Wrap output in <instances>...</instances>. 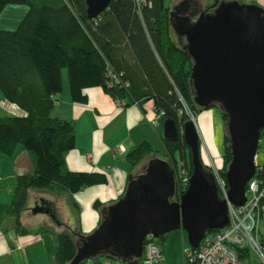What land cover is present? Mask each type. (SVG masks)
Returning <instances> with one entry per match:
<instances>
[{
	"label": "trees",
	"instance_id": "trees-1",
	"mask_svg": "<svg viewBox=\"0 0 264 264\" xmlns=\"http://www.w3.org/2000/svg\"><path fill=\"white\" fill-rule=\"evenodd\" d=\"M218 3L214 0L203 10L211 12ZM7 4L28 6L14 30L0 29V92L5 100L25 112L0 116V159L11 155L16 146L21 145L31 163V170L15 176V188L7 209L14 217L15 229L27 231L20 214L25 209L28 191L38 189L72 196L78 226L74 234L83 238L86 234L80 230V211L73 194L107 183L103 172L72 171L66 166L65 154L75 146V123L50 114L53 96L62 89L63 68L72 101L85 102V89L100 87L123 106L136 104L144 109L146 103H151L155 115L163 112L157 124L171 118L180 126L189 120L187 106L196 117L216 107L226 125L227 116L220 104L198 106L193 99V61L184 49L185 42L178 41L183 35L176 33L174 26L179 24L190 29L194 25L201 11L195 9L192 1H185L172 10L164 0H111L93 19L86 14L85 0H0V13ZM262 137L264 130L260 132ZM161 140L175 172V191L179 198L187 186L183 179H189L192 170L190 148L182 135L175 141L163 137ZM223 141L222 162L217 167L225 179L231 159L227 132ZM151 152V145L143 140L126 153L125 159L135 167ZM175 153H179L178 159ZM199 154L203 168L211 173L202 160L200 143ZM255 168L256 176L264 181V165L255 163ZM135 180L131 175L128 182L131 191ZM100 205L98 200L93 202L96 210ZM33 210L47 213L57 224H62L50 201L36 205ZM103 221H108L106 209L100 214L99 224ZM50 232L55 243L53 264L69 263L76 254L74 238L68 232ZM213 232L207 231L205 237ZM165 235L158 238L163 239ZM155 239L146 236L143 244ZM110 251L111 254L98 256L127 264L139 261L119 252L117 244H113Z\"/></svg>",
	"mask_w": 264,
	"mask_h": 264
},
{
	"label": "water",
	"instance_id": "water-1",
	"mask_svg": "<svg viewBox=\"0 0 264 264\" xmlns=\"http://www.w3.org/2000/svg\"><path fill=\"white\" fill-rule=\"evenodd\" d=\"M110 1L85 0L87 16L98 17ZM174 26L183 35L178 41L185 42L184 49L193 61L195 104L212 107L218 103L227 116L231 159L225 179L230 201L242 206L264 130V10L235 0L219 1L211 12L201 11L190 29ZM162 132L170 141L182 135L190 148L192 170L179 202L169 201L175 190L171 164L152 160L135 177L134 190L128 183L125 195L106 208L107 223L101 222L75 242L76 254L67 264L111 254L113 244L119 252L139 259L144 237L158 238L179 228L186 231L189 246L198 248L207 231L226 226V204L217 196L213 175L203 168L194 124L188 120L178 126L165 118Z\"/></svg>",
	"mask_w": 264,
	"mask_h": 264
},
{
	"label": "crops",
	"instance_id": "crops-1",
	"mask_svg": "<svg viewBox=\"0 0 264 264\" xmlns=\"http://www.w3.org/2000/svg\"><path fill=\"white\" fill-rule=\"evenodd\" d=\"M164 1L166 3V0ZM179 1L175 0L173 6L169 3L166 5L173 10L188 0L178 3ZM190 1L199 12L214 2V0ZM238 2L256 5L264 10V0H239ZM61 79L62 89L60 93L53 96V108L50 114L73 120L75 123V146L65 154L66 166L72 171L103 172L107 176V183L92 185L73 194L80 211V230L88 234L97 228L100 214L104 211L94 209L93 202L98 200L108 206V202L112 203L120 199L127 188L129 176L132 175L135 179L137 174L143 172L145 165L137 169L135 173L131 171L125 155L143 140L148 141L150 145L155 144L157 142L155 128L158 124L150 125V120L155 115L151 103H146L144 109L136 104L123 106L114 101L100 87L86 88L87 100L75 102L70 98L67 76L63 74ZM211 113L209 109L197 115V124L203 141L212 139L213 127L210 121H207L209 117L211 118ZM5 114L23 115L25 112L5 100L0 92V116ZM118 145H121L123 150H115L114 148ZM29 170H31V163L21 145H17L11 155H4L0 159V264H53L54 262V235L50 231L58 232L59 227L51 229L33 224V228L30 229L26 225V214L23 209L20 219L27 231L21 232L14 227V217L7 213L15 188V176ZM28 193L32 192L28 191ZM34 195H37L39 200L36 201L34 197L27 209H30L32 204L50 201L46 199L47 195L43 192L32 194ZM32 216L38 217L37 222H42L46 221L45 216L49 215L33 211ZM66 216L68 219L63 222L69 223L70 227L73 226L76 222V213H70L68 210Z\"/></svg>",
	"mask_w": 264,
	"mask_h": 264
},
{
	"label": "built area",
	"instance_id": "built-area-1",
	"mask_svg": "<svg viewBox=\"0 0 264 264\" xmlns=\"http://www.w3.org/2000/svg\"><path fill=\"white\" fill-rule=\"evenodd\" d=\"M186 113L199 132L196 116L187 106ZM162 114H156L150 124L156 125ZM114 149L123 150L121 145ZM209 165L220 195L225 199L228 222L224 228L205 237L199 248L184 250L183 264H264V181L254 173L246 183V202L236 206L228 200L227 182L220 175L214 159H210ZM104 264L113 263L106 259ZM135 264H165L159 245L153 240L146 241Z\"/></svg>",
	"mask_w": 264,
	"mask_h": 264
},
{
	"label": "rangeland",
	"instance_id": "rangeland-1",
	"mask_svg": "<svg viewBox=\"0 0 264 264\" xmlns=\"http://www.w3.org/2000/svg\"><path fill=\"white\" fill-rule=\"evenodd\" d=\"M182 1L183 0H180L178 3L182 2ZM235 1H239V0H235ZM166 3L167 4L169 3L171 6H173V5H175L174 4L175 0L174 1L172 0V2H171V0H166ZM27 10H28V6L25 4H7L0 13V29H2V30L3 29L4 30H14L17 27L20 20L25 15ZM197 18H198V16L196 17V19ZM61 73H62L61 75L64 74V76H66V69L63 68L61 70ZM209 109L211 110L212 115H211V118L209 117V120H207V121H210V124L213 127V134L211 136L212 139L210 141H206V140L203 141V139H202L203 146H201V156H202V160H203L204 164H206V167L209 170H211L210 165H209L211 158L214 159L216 166L221 165V162H222L221 156H222L223 143H224L223 137H224V133L227 131H226V125L222 120L220 110L216 107H212ZM7 115H13V114H7ZM196 119H197V117H196ZM155 129L157 130V133H156L157 142L155 144L151 143V148H152L151 153L146 155L140 161V163L138 165L130 168L131 171L133 170L134 173L137 169L142 168V166H144L146 164L148 165L149 162H151L152 160H155V159H159L162 161L169 162V158H167V156H166L164 147L162 145V140H161V138L163 137L162 122L161 121H159V123ZM199 132H200V130H199ZM200 134H201V132H200ZM175 157L178 159L179 153H175ZM254 161L257 165H260V166L264 165V137L259 138L258 147H257V151L255 154V160ZM187 183H188V178L186 179V185H187ZM29 191H31L32 193H28V201L26 203L25 211H24L26 216L23 215V217L25 216L26 225L30 229L33 228V224H38L40 227L44 226L46 228H51V229L52 228L54 229L55 227L57 228V226H58L59 227V230H57L58 232H68L74 238L75 242H78V240L80 238L74 234V232L76 230H78V226L76 223L77 221L71 227H70L69 223L65 224L63 222L66 219H68V217L66 216V212H68V210L70 211V213H72V212L76 213L77 212L72 207V203H71L72 196H70L67 193H65V194H57L54 192L49 193V192H46L43 190L40 191L38 189H30ZM38 192H43L47 195L46 199L50 200L53 203L56 216L62 224H57V222L54 219H52L50 216H47V217L45 216L46 221H42V222H37L36 218H38V217L32 216L33 208L36 205L32 204L33 206L30 207V209H27V208L29 207V205L32 202V200L34 199V197H35V199H37L36 201L39 200V198H37V195L32 196V194H38ZM125 193H126V190H125L124 194H122L121 196H124ZM73 200H74V197H73ZM37 205H40V203L38 202ZM105 205H106L105 203H101V205L99 207L100 212H102V210H104L107 207ZM109 205H111V203L108 204V206ZM27 218L29 219V222H28ZM49 222H50V224H49ZM72 229H74V230H72ZM155 242L159 245V247L162 250V256L164 258L165 264H183L184 250L188 249V247H189L187 234L183 228H179V229H176V230H173V231L167 233L163 239L156 238ZM105 260H106V257L95 256V257H90V258L85 259L84 262H82V264H104ZM110 260L112 261L113 264H127L126 262H123L119 259H110Z\"/></svg>",
	"mask_w": 264,
	"mask_h": 264
},
{
	"label": "bare ground",
	"instance_id": "bare-ground-1",
	"mask_svg": "<svg viewBox=\"0 0 264 264\" xmlns=\"http://www.w3.org/2000/svg\"><path fill=\"white\" fill-rule=\"evenodd\" d=\"M214 179V178H213ZM214 182H215V180H214ZM216 184V183H215ZM216 188H217V196H218V198L220 199V200H224L225 201V199L224 198H222L221 197V195H220V192H219V189H218V186H217V184H216ZM226 189H227V194H228V185H226ZM245 196H246V199L248 198V193H247V189L245 188ZM228 200H230L229 199V194H228ZM245 202H246V200H245ZM225 204H226V202H225Z\"/></svg>",
	"mask_w": 264,
	"mask_h": 264
},
{
	"label": "flooded vegetation",
	"instance_id": "flooded-vegetation-1",
	"mask_svg": "<svg viewBox=\"0 0 264 264\" xmlns=\"http://www.w3.org/2000/svg\"><path fill=\"white\" fill-rule=\"evenodd\" d=\"M139 174H142V173H139ZM139 174H137V176L139 175ZM119 200V199H118ZM118 200H116V201H114V202H112V203H115V202H117ZM169 201H177V202H179V198L176 196V192L172 195V197L169 199ZM108 207V206H107ZM106 212H107V209H106Z\"/></svg>",
	"mask_w": 264,
	"mask_h": 264
}]
</instances>
